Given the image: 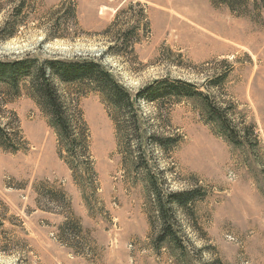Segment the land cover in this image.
<instances>
[{"label": "rangeland", "instance_id": "374dc122", "mask_svg": "<svg viewBox=\"0 0 264 264\" xmlns=\"http://www.w3.org/2000/svg\"><path fill=\"white\" fill-rule=\"evenodd\" d=\"M224 1L0 0L1 60L92 57L133 94L202 92L141 100L124 126L100 93L54 79L82 118L72 157L28 84H0L18 149L0 147V264H264V0ZM151 178L165 201L190 194L167 223L177 241Z\"/></svg>", "mask_w": 264, "mask_h": 264}, {"label": "trees", "instance_id": "16d2710c", "mask_svg": "<svg viewBox=\"0 0 264 264\" xmlns=\"http://www.w3.org/2000/svg\"><path fill=\"white\" fill-rule=\"evenodd\" d=\"M229 4V0H225ZM76 13V10H74ZM54 79L65 84H86L91 90L102 95L108 106L125 115L127 122H133L134 118L143 119L139 108L140 101H157L162 96H176L190 98L194 95H202L194 89V85L186 82L156 81L133 94L102 61L92 57L58 58L51 57L40 61L36 57L26 55L22 58L0 59V84L6 85L16 94H20L21 86L28 84L29 94L32 96L48 117L49 124L56 130L63 149L72 157H75L81 149L74 145L82 141L84 127L80 128L82 118L71 113L54 83ZM208 112L220 123L222 129L229 127L226 120L219 116L215 106L208 103ZM135 110V114L131 113ZM82 131V132H81ZM229 138H233L227 130ZM11 135L0 123V147L6 151L15 152L18 149L7 144ZM153 196L159 205V211L163 219V237H170L177 241L167 223L175 204L188 203L190 194L168 192L165 201L161 191L158 190L155 179L151 178Z\"/></svg>", "mask_w": 264, "mask_h": 264}]
</instances>
